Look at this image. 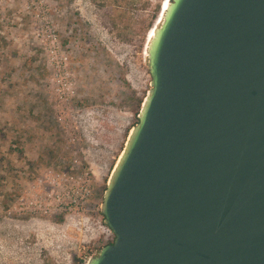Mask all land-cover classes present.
I'll list each match as a JSON object with an SVG mask.
<instances>
[{
  "label": "water",
  "instance_id": "1",
  "mask_svg": "<svg viewBox=\"0 0 264 264\" xmlns=\"http://www.w3.org/2000/svg\"><path fill=\"white\" fill-rule=\"evenodd\" d=\"M86 264H264V0H171Z\"/></svg>",
  "mask_w": 264,
  "mask_h": 264
},
{
  "label": "rangeland",
  "instance_id": "2",
  "mask_svg": "<svg viewBox=\"0 0 264 264\" xmlns=\"http://www.w3.org/2000/svg\"><path fill=\"white\" fill-rule=\"evenodd\" d=\"M168 1L0 0V264H86L110 243L100 207Z\"/></svg>",
  "mask_w": 264,
  "mask_h": 264
},
{
  "label": "bare ground",
  "instance_id": "3",
  "mask_svg": "<svg viewBox=\"0 0 264 264\" xmlns=\"http://www.w3.org/2000/svg\"><path fill=\"white\" fill-rule=\"evenodd\" d=\"M170 1H171V0L168 1L167 6H166L165 9L162 11V13H161V15H160L161 18H160V20H159V23H158V24L152 29L151 35H150V37H149V41H148L147 44H146V52H145L146 56L148 55V53H147L148 45L150 44V42H151V40H152V38H153V36H154V34H155V30L160 26V24H161L162 21H163V17H164V15H165L166 10H167L168 7H169ZM156 23H157V22H156ZM130 133H131V132H130ZM120 158H121V155H120V157H119V159H118V162H119ZM118 162H117V163H118Z\"/></svg>",
  "mask_w": 264,
  "mask_h": 264
},
{
  "label": "built area",
  "instance_id": "4",
  "mask_svg": "<svg viewBox=\"0 0 264 264\" xmlns=\"http://www.w3.org/2000/svg\"><path fill=\"white\" fill-rule=\"evenodd\" d=\"M108 233H109V237H110V241L109 242H113L115 240V235H114V233L112 232V230L109 227H108Z\"/></svg>",
  "mask_w": 264,
  "mask_h": 264
},
{
  "label": "trees",
  "instance_id": "5",
  "mask_svg": "<svg viewBox=\"0 0 264 264\" xmlns=\"http://www.w3.org/2000/svg\"><path fill=\"white\" fill-rule=\"evenodd\" d=\"M154 26H155V25H154ZM153 28H154V27H153ZM153 28H152V29H153ZM152 29H151V31L149 32V35H148V39H147V41H149V37H150V34H151V32H152ZM111 243H112V242H110L109 244H111ZM80 264H83V261H81Z\"/></svg>",
  "mask_w": 264,
  "mask_h": 264
}]
</instances>
